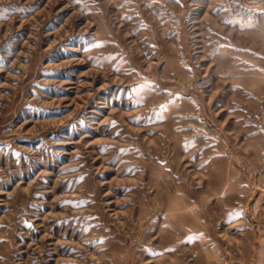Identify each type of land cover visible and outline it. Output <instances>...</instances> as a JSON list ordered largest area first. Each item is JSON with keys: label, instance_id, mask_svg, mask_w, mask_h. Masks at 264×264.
Wrapping results in <instances>:
<instances>
[{"label": "rangeland", "instance_id": "1", "mask_svg": "<svg viewBox=\"0 0 264 264\" xmlns=\"http://www.w3.org/2000/svg\"><path fill=\"white\" fill-rule=\"evenodd\" d=\"M0 264H264V0H0Z\"/></svg>", "mask_w": 264, "mask_h": 264}]
</instances>
